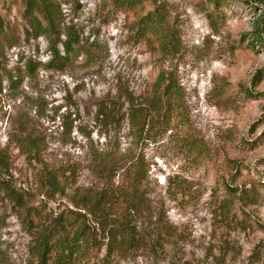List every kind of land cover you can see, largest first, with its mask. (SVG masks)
<instances>
[{
    "label": "rangeland",
    "instance_id": "obj_1",
    "mask_svg": "<svg viewBox=\"0 0 264 264\" xmlns=\"http://www.w3.org/2000/svg\"><path fill=\"white\" fill-rule=\"evenodd\" d=\"M56 1L59 39L78 42L60 66L48 64L49 43L32 35L20 0H0L5 177L31 204L63 210L75 189L82 195L95 182L92 151L109 149L143 168L145 228L172 230L174 260L264 264V0ZM162 73L181 89L163 97L161 113L173 107L172 116L152 107L146 124L131 128L120 92L144 102ZM111 100H120L119 124L97 118ZM26 131L42 139L43 159L67 173L64 194L42 192L37 165L16 145ZM29 245L0 193V264H28ZM104 256L103 247L91 264H168L167 254Z\"/></svg>",
    "mask_w": 264,
    "mask_h": 264
},
{
    "label": "trees",
    "instance_id": "obj_2",
    "mask_svg": "<svg viewBox=\"0 0 264 264\" xmlns=\"http://www.w3.org/2000/svg\"><path fill=\"white\" fill-rule=\"evenodd\" d=\"M218 6L220 0H210ZM23 17L28 22L32 35H43L49 45V65L64 64L71 52H75L78 42L71 35L59 39L61 20L60 4L56 0H20ZM263 28V27H262ZM14 41H11L13 45ZM61 44L65 55H61L57 45ZM3 49V45H0ZM168 81V83H165ZM181 89L172 75L159 74L153 85V94L146 101L122 91L119 99L124 97L126 116L131 128L143 127L150 117L151 108L157 111L160 118L172 116L173 107L161 113L163 97H178ZM145 99V97H144ZM120 100H111L99 104L97 118L100 121L119 124L124 113H121ZM68 125H64V127ZM26 127L24 128V130ZM43 141L30 131L16 141L20 153L28 161L37 165L40 188L46 195L64 194L69 177L65 172L53 168L43 159ZM90 170L95 178L91 187L85 188L81 195L75 189L69 200L71 207L54 211L46 205L31 204L29 194L15 188L5 177L8 171V153L0 149V193L4 195L13 209L15 216L30 236L28 264H91L92 258L103 247L106 258L125 257L137 254H167L168 264H191L188 261L174 260L167 253L166 245L173 246L171 229L154 225L150 230L145 228L146 191L143 187L144 171L136 162L127 163L116 152L109 149L92 151ZM137 167V168H136ZM134 168V169H133ZM122 169V180L115 182L114 177ZM141 228V229H140ZM145 232H148L149 238Z\"/></svg>",
    "mask_w": 264,
    "mask_h": 264
}]
</instances>
